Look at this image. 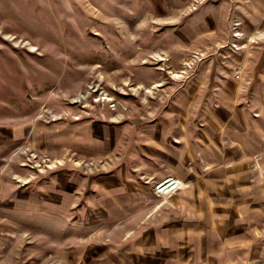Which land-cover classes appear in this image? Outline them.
<instances>
[{
  "label": "rangeland",
  "instance_id": "374dc122",
  "mask_svg": "<svg viewBox=\"0 0 264 264\" xmlns=\"http://www.w3.org/2000/svg\"><path fill=\"white\" fill-rule=\"evenodd\" d=\"M0 264H264V0H0Z\"/></svg>",
  "mask_w": 264,
  "mask_h": 264
},
{
  "label": "bare ground",
  "instance_id": "6f19581e",
  "mask_svg": "<svg viewBox=\"0 0 264 264\" xmlns=\"http://www.w3.org/2000/svg\"><path fill=\"white\" fill-rule=\"evenodd\" d=\"M171 178L165 179L162 183L161 186L166 189V191H170L171 189L175 188L177 185H173L176 181H171Z\"/></svg>",
  "mask_w": 264,
  "mask_h": 264
},
{
  "label": "crops",
  "instance_id": "0c3cea01",
  "mask_svg": "<svg viewBox=\"0 0 264 264\" xmlns=\"http://www.w3.org/2000/svg\"><path fill=\"white\" fill-rule=\"evenodd\" d=\"M174 189V188H173Z\"/></svg>",
  "mask_w": 264,
  "mask_h": 264
}]
</instances>
